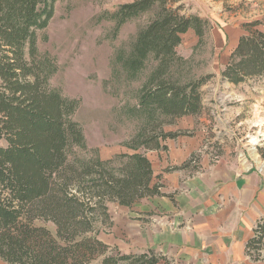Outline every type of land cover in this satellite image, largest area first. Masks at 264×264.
Listing matches in <instances>:
<instances>
[{
  "label": "trees",
  "instance_id": "16d2710c",
  "mask_svg": "<svg viewBox=\"0 0 264 264\" xmlns=\"http://www.w3.org/2000/svg\"><path fill=\"white\" fill-rule=\"evenodd\" d=\"M55 0H0V258L7 264H171L148 248L124 253L97 237L98 224L109 223L107 202L131 206L143 197L162 193V174L154 173L141 152L121 153L127 161L119 171L110 159H69L70 144L80 145L83 133L72 121L75 101L46 87L36 54V30L53 15ZM179 0H135L120 5L117 24L160 8L157 16L136 36L126 65L137 71L149 54L157 60L150 86L139 96L141 106H151L169 125L184 115L199 113L198 88L205 78L180 84L161 78L168 62L179 59L175 48L181 34L196 28L198 19L179 14ZM260 21L245 22L256 26ZM27 47V61L24 55ZM220 75L234 83L264 76V30L256 27L241 34ZM155 135L131 140L128 147L166 149L165 140L175 138L163 126ZM54 224L51 232L46 223ZM247 242V253L264 259V223L256 225Z\"/></svg>",
  "mask_w": 264,
  "mask_h": 264
},
{
  "label": "rangeland",
  "instance_id": "374dc122",
  "mask_svg": "<svg viewBox=\"0 0 264 264\" xmlns=\"http://www.w3.org/2000/svg\"><path fill=\"white\" fill-rule=\"evenodd\" d=\"M133 1L55 0L46 27L36 30L33 59L46 76V87L76 103L71 119L80 126L83 140L80 145H69L68 158L112 157L109 167L119 171L127 156L118 154L141 152L150 159L154 172L162 175L188 159L196 158L200 165L203 157L211 163L247 164L264 171V76L234 83L220 75L241 34L256 27L264 30V0H179L166 5H180L179 14L197 18L200 34L194 27L181 34L182 41L175 48L179 59L168 62L169 69L161 78L180 84L206 79L198 88L199 113L184 115L169 125L164 122L168 117L139 104L157 65L154 55L149 54L137 71L126 65L137 33L160 11L153 5L118 25L120 5ZM256 19L260 23L246 30L243 24ZM24 55L27 61L33 60L27 47ZM162 126L176 133L164 141L166 149L127 146L140 133L146 138ZM5 143L0 140V145ZM143 202L127 207L107 202L110 220L98 224L97 237L124 251L134 248L137 243L128 228L136 232L139 221L152 219L151 212L142 208L151 209L153 204ZM46 225L54 232V224ZM0 264L7 263L0 258ZM90 264H101L100 259Z\"/></svg>",
  "mask_w": 264,
  "mask_h": 264
},
{
  "label": "crops",
  "instance_id": "0c3cea01",
  "mask_svg": "<svg viewBox=\"0 0 264 264\" xmlns=\"http://www.w3.org/2000/svg\"><path fill=\"white\" fill-rule=\"evenodd\" d=\"M172 169L160 178L161 194L135 202L151 201L152 208L142 210L152 219L139 221L136 232L128 228L137 244L120 250L152 248L171 264H264L247 253L254 228L264 223V171L206 157ZM260 253L264 257V246Z\"/></svg>",
  "mask_w": 264,
  "mask_h": 264
}]
</instances>
